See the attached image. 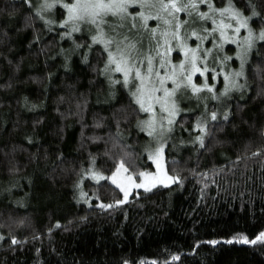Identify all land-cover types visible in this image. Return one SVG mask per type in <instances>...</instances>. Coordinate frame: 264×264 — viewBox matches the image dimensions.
<instances>
[{"label": "trees", "instance_id": "obj_1", "mask_svg": "<svg viewBox=\"0 0 264 264\" xmlns=\"http://www.w3.org/2000/svg\"><path fill=\"white\" fill-rule=\"evenodd\" d=\"M233 3L250 14L248 0ZM251 3L264 15V0ZM65 16L58 9L49 26L24 0H0V264H264V240L242 242L264 232V41L249 56L242 93L208 103L218 113L208 121L211 150L194 143L200 114L180 116L182 143L166 156L180 181L125 201L86 175L111 176L120 161L136 177L154 170L137 128L145 115L101 74L100 46L83 63L85 49L61 39ZM250 25L264 27L255 17Z\"/></svg>", "mask_w": 264, "mask_h": 264}, {"label": "snow or ice", "instance_id": "obj_2", "mask_svg": "<svg viewBox=\"0 0 264 264\" xmlns=\"http://www.w3.org/2000/svg\"><path fill=\"white\" fill-rule=\"evenodd\" d=\"M24 2L31 10L33 7L31 0H24ZM57 5L66 10L65 18L59 22V27L65 29L60 33L61 39L71 40L74 49H85L82 57L83 63L88 62V54L93 46H100V51L106 56L104 66L100 69L101 74L107 75L112 84L128 89L132 103L137 106V110L148 114L147 119L139 121L137 126L149 136H154L158 128L161 133L165 129L169 132L172 130L175 117L180 111L176 93L181 87L190 88L194 95L206 90L213 100L219 99L215 86L207 83V77L202 85H197L192 81L193 74L198 72L204 76L208 71L206 63L203 68L197 66L198 61H206L211 52V49L202 47L205 41L210 40L212 46L221 52L226 43L234 44L237 48L236 59L240 61L238 71L225 73L221 68V73H215V69L212 70L215 73L212 77L214 80L216 75H223L224 88L220 93L221 96H228L232 90L244 88V85L238 81L245 75L244 65L248 53L257 41H264V27L259 32H255L250 26V21L254 17L264 24V15L256 11V5L251 3V0H248L246 4L249 15L237 9L233 0H222L219 7L215 0H70V2L68 0H42V3L35 7V15L45 24L52 25L55 21L46 20L42 13L56 8ZM130 9L132 11H129ZM181 14L184 19L180 18ZM109 17L114 18L117 23L110 24ZM149 20L156 21V26L149 27ZM126 24L127 32H147L154 46L141 53L137 46L138 40L125 33L116 32L117 28H124ZM82 25L89 26L85 30L87 36H82L81 42L77 43L73 39V34L81 32ZM242 29L246 30V35H240ZM117 37L120 38L117 39ZM188 39H193L194 43L198 42L195 48L188 45ZM173 41H175L177 55L183 54V59L178 65L173 64L171 59L174 51ZM232 59V56L224 55L220 64L223 65ZM114 73H121L122 79L113 80L112 74ZM168 81L172 83L171 88L167 86ZM222 118L226 121L228 113L225 112ZM209 120H217L215 111L206 112L201 117H197L194 124L199 132L194 143H198L202 149H205V137L210 135ZM164 147L161 141L153 151L149 152L148 158L154 160L157 171L139 172L137 176L139 182L132 175L122 176L121 174L128 170L123 161L119 162V166L108 179L123 192L124 200H127L133 188H143L149 191L157 184L167 185L169 182L180 181L178 175L169 176L164 171L162 164ZM205 150L210 151L211 148ZM258 154L259 152L253 153V155ZM88 174L93 179H104L96 172ZM84 195L86 194L81 192V196ZM124 200L116 203H123ZM100 206L112 207L111 204ZM55 227H60L59 223ZM3 239L4 237L0 235V240ZM261 240H264V232L251 241L247 237L242 238L243 243L252 244ZM231 242L228 241V243ZM10 243L16 245L19 241L15 237H10ZM210 243L216 244L217 241ZM173 259H179V257H173Z\"/></svg>", "mask_w": 264, "mask_h": 264}, {"label": "rangeland", "instance_id": "obj_3", "mask_svg": "<svg viewBox=\"0 0 264 264\" xmlns=\"http://www.w3.org/2000/svg\"><path fill=\"white\" fill-rule=\"evenodd\" d=\"M68 2H70V0H68ZM31 3H32V6L35 9V7L37 5H39L40 3H42V0H31ZM58 9H62V8L59 5H57L56 8H54L52 10H49V11H45L42 14L44 15V17H45L46 20H52V21H55L56 22V12H57ZM64 11H65V15H66V10H64ZM129 11H132V9H130ZM180 18L181 19H184L183 14H181V17ZM149 21H151V20H149ZM108 22L110 24H116L117 23V21L114 18H112V17H109L108 18ZM156 23L157 22L154 21V26H151L150 25V22H148L149 27H155L156 26ZM49 26H53V25H49ZM88 28H89L88 25H82V31L79 32V33H74L73 34V37L78 36V35H83V34L86 36L87 35V32L85 30L88 29ZM106 31H109V30L106 29ZM116 32L125 33V34L129 35L130 37L138 40L139 43H138L137 46L140 49L141 53L147 51L148 48L154 46V42H151L150 41V37H149V34L147 32H140V33H137L135 31H133V32H127V24L125 25L124 28H117L116 29ZM109 34H112V33L109 32ZM182 34H183V30H182ZM240 35L241 36L246 35V30H243L242 29ZM119 38L120 37H117V39H119ZM259 42H262V41H257L256 44L259 43ZM187 43H188V45L190 47L195 48L196 47V44L198 42L194 43L193 42V39H188L187 40ZM217 43H219V41H217ZM256 44H255V46H256ZM172 45H173V48H174V51L171 54L172 63L178 65L179 64V61L181 59H183V54L181 53L180 55H177V52L175 50V41L172 42ZM231 45L234 46L233 55L232 56H233V58H236V51H237L236 45L231 44V43H226L224 45L223 51L221 52L217 48H214L212 46V44L210 43V40L209 41H205L204 44L202 45V47L204 49H211V52L207 56L206 61H203V60L202 61H198V65L197 66L203 68L204 67V64L206 63L207 64L208 71L204 74V76H201V74L197 72V73L193 74V77H192L193 83H195L197 85H202L204 83V81H205V77H207V83L209 85H214L215 86V92H216V95L219 97V99L213 100L211 98V94H209L206 90L205 91H202L198 95H194L191 92V89L190 88L181 87L177 91V93H176V101H177V104H178V107H179L180 111H179V114L175 117V123L172 125V130L170 132L165 129L161 133L160 129L158 128L157 131H156V133L154 134V136H149L146 132L141 131L140 128L137 126L138 130L141 133L145 134L146 137H147L146 141L141 145V151H142L143 155L146 157V159L148 160V162H150L153 165V167H154V170L147 171V172H156L157 171L156 163L154 162V160L149 159L148 158V155H149V152L153 151L157 147L158 142H161L162 141L164 143V145H165L164 151H163L162 164L164 166V171L169 176H172L167 171V160H166V156H167V151H168L169 148L171 149V151L177 150V148L182 143V141H180V140L177 139L178 130L176 128V123H177V120H178V118L180 116H182L184 114L199 113L200 114V117H201L202 114H204L206 112L207 113L212 112V110H211L212 108H210V107L208 108V103L210 102V100H212L214 103L219 104V103L223 102L224 99L232 96L233 94H241L242 93V90H232L229 93L228 96H221L220 93L222 92V90L224 88L223 75L222 74L221 75H216V79L215 80L212 78L215 73H221V68H223V72H225V73L235 71L233 69L235 66L232 65V62L231 61H227L223 65L220 64V61L223 60V57L225 55V53H224L225 48L228 47V46H231ZM255 46L248 53V57H247V60H246L245 65H244V73H245V69H246V66H247V63H248V60H249V56H250L251 52L254 50ZM199 55H203V54L202 53H199ZM236 60H237V64L239 65L240 61L238 59H236ZM186 67H187V65H186ZM213 69H215V73H213V71H212ZM161 71H163V70H161ZM236 71H237V68H236ZM105 76L108 78L107 75H105ZM118 77L120 79H122V74L121 73H114V74H112V79L113 80H117L116 78H118ZM243 78L244 77L239 78V81L238 82L240 84H242L241 81L243 80ZM220 80H222V82H223L221 86H219L220 85ZM167 86L169 88L172 87L171 81H168ZM217 86H218V88H217ZM130 87H131V85H130ZM211 106H213V104ZM207 109H208V111H207ZM157 113L159 115V108H158V106H157ZM143 114L145 115V117L142 120L147 119L148 114H146V113H143ZM217 118H218V113H217ZM195 130L198 131L196 128H195ZM91 172L98 173L95 170H91L89 173H91ZM121 175L122 176H126V175H132V174L126 172V173H122ZM102 176L104 177V179L97 180V179H93L90 174H87L86 175L87 178H89L90 180H92L95 183H101V182H104V181H109L111 184H113L112 181L110 179H108V177H110V176H104V175H102ZM132 176H133L134 179H137L136 176H134V175H132ZM137 182H139L138 179H137ZM173 184H175V183L169 182V183H167V185L157 184L155 187L151 188V190H149V191H152V190H154V189H156L158 187H170ZM113 185H115V184H113ZM138 191H145V190L143 188H138V189L137 188H133L129 192L128 198L125 201H128L130 199V197L132 196V194H134L135 192H138ZM77 196H78L79 199L81 198V191H79V192L77 191Z\"/></svg>", "mask_w": 264, "mask_h": 264}, {"label": "flooded vegetation", "instance_id": "obj_4", "mask_svg": "<svg viewBox=\"0 0 264 264\" xmlns=\"http://www.w3.org/2000/svg\"><path fill=\"white\" fill-rule=\"evenodd\" d=\"M150 22V25L151 26H154V21L153 20H151V21H149ZM232 46V45H231ZM234 47V46H233Z\"/></svg>", "mask_w": 264, "mask_h": 264}]
</instances>
